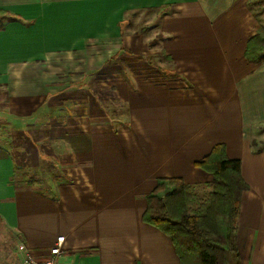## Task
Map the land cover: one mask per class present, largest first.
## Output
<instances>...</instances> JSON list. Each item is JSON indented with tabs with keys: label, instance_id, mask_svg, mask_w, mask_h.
I'll list each match as a JSON object with an SVG mask.
<instances>
[{
	"label": "crops",
	"instance_id": "0c3cea01",
	"mask_svg": "<svg viewBox=\"0 0 264 264\" xmlns=\"http://www.w3.org/2000/svg\"><path fill=\"white\" fill-rule=\"evenodd\" d=\"M247 2L0 0L15 16L0 28L12 112L67 99L64 119L45 130L42 158L55 164L42 181L15 180V155L0 144V222L14 245L43 255L62 234L60 264H179L169 236L141 218L146 195L167 176L205 188L211 175L193 161L223 143L247 184L235 228L241 264H264V143L251 145L259 133L264 141L255 131L264 129V64L244 55L259 28ZM140 10L143 25L132 22ZM155 52L169 65L113 63L123 54L148 63ZM90 74L96 86L84 88ZM105 99L124 106V119Z\"/></svg>",
	"mask_w": 264,
	"mask_h": 264
},
{
	"label": "trees",
	"instance_id": "16d2710c",
	"mask_svg": "<svg viewBox=\"0 0 264 264\" xmlns=\"http://www.w3.org/2000/svg\"><path fill=\"white\" fill-rule=\"evenodd\" d=\"M0 12V28L5 19L15 18ZM244 55L251 62L261 60L264 36L254 33L246 42ZM193 164L211 175L203 199L199 200L194 186L181 177H160L146 195L141 218L169 236L179 264H241L235 228L247 184L241 176L240 159L228 157L224 144L215 143Z\"/></svg>",
	"mask_w": 264,
	"mask_h": 264
},
{
	"label": "rangeland",
	"instance_id": "374dc122",
	"mask_svg": "<svg viewBox=\"0 0 264 264\" xmlns=\"http://www.w3.org/2000/svg\"><path fill=\"white\" fill-rule=\"evenodd\" d=\"M251 12L256 15L258 19V30L257 32L264 36V0H248L247 2ZM136 11L137 15L132 19V22H138L137 24H144L145 13ZM3 15L0 12V19ZM139 16V17H138ZM135 23H132L134 25ZM154 59L149 60L148 63L141 61L137 57L132 56V54H123L122 57L124 61H118L119 58L115 59V64L119 62L125 63L126 61H136L138 68L137 70H145L149 68L148 65L155 66L153 68L157 69L160 67V63L164 67L169 65L168 62L162 59L158 52H155ZM162 61V62H161ZM264 64V57L259 60ZM112 63V64H113ZM159 63V64H158ZM111 64V63H109ZM112 66V65H111ZM157 67V68H156ZM98 73V78H99ZM97 76L87 75L84 76V80H81V84L88 87L86 83L88 80L91 84L96 86ZM107 87V86H106ZM99 88L98 92H108L107 88ZM84 94H88L84 92ZM56 97H51L40 106V108L35 109L31 112L30 116H18L16 113L12 112V108L9 103V96L5 86L0 87V144L12 149L15 155V180L24 182H37L42 181L43 177L49 176L54 170L53 164H55L51 158L43 159L45 152H49L50 148L47 145L48 137L45 135V130L50 123H55L56 121H61L64 119V114L66 112L64 108V102L66 96L57 94ZM108 99L103 100L107 102ZM107 107V112L110 116L116 118L124 119V106L119 102L105 103ZM113 111V112H112ZM52 117L49 119L48 117ZM33 117H38L33 119ZM263 126H258L256 132L264 131ZM259 133L254 139L255 146H262L264 141ZM54 173V172H53ZM208 189L205 187H194V191L198 196L199 200H202L205 192ZM11 234H9L0 222V264H15L17 262L16 255V245Z\"/></svg>",
	"mask_w": 264,
	"mask_h": 264
},
{
	"label": "built area",
	"instance_id": "2783aa9c",
	"mask_svg": "<svg viewBox=\"0 0 264 264\" xmlns=\"http://www.w3.org/2000/svg\"><path fill=\"white\" fill-rule=\"evenodd\" d=\"M63 239L62 234L56 236L54 243L46 249L43 255H36L24 242H18L15 248L18 259L15 264H60L59 256L64 251Z\"/></svg>",
	"mask_w": 264,
	"mask_h": 264
}]
</instances>
